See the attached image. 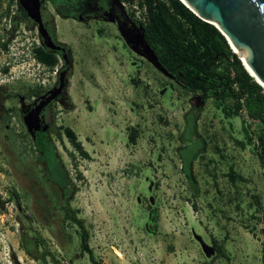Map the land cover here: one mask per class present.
Here are the masks:
<instances>
[{"label":"rangeland","instance_id":"1","mask_svg":"<svg viewBox=\"0 0 264 264\" xmlns=\"http://www.w3.org/2000/svg\"><path fill=\"white\" fill-rule=\"evenodd\" d=\"M121 1L136 23L146 21L138 0ZM19 8L18 0H0V195L7 201L0 211V262L42 264L23 248L29 237L33 254L92 264L19 113L20 97L31 102L51 88L65 62L60 55L49 68L34 58L36 24L19 22L9 32ZM45 18L53 20V34L70 56L66 98L48 111L49 136L77 186L68 201L89 228L102 264H264V167L255 138L261 123L247 107L213 93L198 107L202 92L185 89L133 51L114 23L63 17L48 1ZM33 90L40 93L30 95ZM224 107L238 111L227 115ZM192 115L198 116L197 139L184 141ZM65 127L89 157L75 150ZM200 139L205 149L193 164L194 195L179 148L188 144L190 157ZM203 244L214 252L207 255Z\"/></svg>","mask_w":264,"mask_h":264},{"label":"trees","instance_id":"2","mask_svg":"<svg viewBox=\"0 0 264 264\" xmlns=\"http://www.w3.org/2000/svg\"><path fill=\"white\" fill-rule=\"evenodd\" d=\"M47 1L56 7L58 14L68 17L66 7L70 6V0H42V3L45 4ZM126 1L132 3L136 0ZM138 3L141 8L145 9L147 17L145 22L139 24L144 28L146 39L157 53L160 62L172 77L178 79L185 89L202 92L205 94V98L213 93L219 99L236 101L237 108L245 105L249 116L261 123L255 138L256 152L264 167V87L248 73L240 57L233 52L226 37L216 26L198 17L181 0H138ZM11 22L13 27L12 30H9L11 33L17 29L19 22L35 24L22 7L11 16ZM44 22L46 27L54 33L56 29L53 20L44 17ZM8 45L9 40L1 43L5 51H8ZM32 53L34 58L46 67L54 68L59 64L61 52L43 44L34 46ZM8 69V67H4L3 71L6 73ZM1 93L4 95L3 91ZM39 93L40 90H33L30 95ZM2 105L3 103L0 108H3ZM224 110L227 115L236 114L238 111L233 112L227 107H224ZM9 111V109L4 110V112ZM192 117L191 124L190 117H186V127L192 135L187 134L186 130L183 134L184 141L191 142V138L197 134L195 128L198 116L192 115ZM64 134L75 150L84 157H89V153L84 149L71 127H65ZM131 137L135 141L134 135ZM200 141L201 146L190 157L185 154L188 144L179 148L182 172L188 179L194 195L198 194V185L193 164L199 153L205 149V142L203 139ZM253 141V138L249 137V143H253ZM33 143L36 151L40 153L39 159L45 164L44 174L47 181L58 190L64 218L79 227L81 252L89 255L92 264H102L90 245L89 228L68 201L77 191V186L70 179L63 161L58 155L56 145L49 136V131L37 134ZM71 156L74 157V154L71 153ZM51 163L53 164L52 168L49 167ZM6 203L7 201L3 200L0 195V211L6 210ZM262 233L264 262V227ZM32 247V240L26 237L23 248L32 258L42 259V264H61L54 256L49 260L48 255H51L49 252L42 254L41 257L33 254ZM0 264L2 263L0 262Z\"/></svg>","mask_w":264,"mask_h":264},{"label":"water","instance_id":"3","mask_svg":"<svg viewBox=\"0 0 264 264\" xmlns=\"http://www.w3.org/2000/svg\"><path fill=\"white\" fill-rule=\"evenodd\" d=\"M120 2V0H117ZM191 11H193L201 19L216 26L228 40L233 52L237 54L245 69L250 75L252 72L256 75L255 80L260 84H264V0H181ZM28 17L37 25L38 32L42 38L43 44L53 50H61L63 52V60L65 64L70 66V56L68 51L61 44H57L48 28L45 25L42 16V0H18ZM114 21L113 18H107ZM136 28V26L134 25ZM122 36L128 45L131 46V40L126 32L120 28ZM138 41L142 44L143 50L136 49L135 45L131 48L143 55L156 68L161 70L169 77L172 75L162 65L159 57L151 44L146 40L145 30L143 27L138 29ZM232 44L239 48L241 54L234 49ZM68 70L63 69L59 73L58 86L49 90L41 96V102L27 113L23 120L28 132L32 138L36 137V132L40 130L42 118V109L52 101L58 93L67 88ZM252 71V72H251ZM196 98L199 100L197 106L204 105L205 94L201 93ZM49 128V124H45L43 130ZM204 251L207 255H211L214 249L203 244Z\"/></svg>","mask_w":264,"mask_h":264},{"label":"flooded vegetation","instance_id":"4","mask_svg":"<svg viewBox=\"0 0 264 264\" xmlns=\"http://www.w3.org/2000/svg\"><path fill=\"white\" fill-rule=\"evenodd\" d=\"M50 4H51L52 8L55 11H57L56 7H54V5L51 2H50ZM69 5L70 6L66 7L68 18L69 17L75 18V19H78L80 21H87V20H92V19L100 20L101 19V20H106L108 22L114 23V24H116L119 32H120V28H121L129 36V38L131 40V46L135 45L137 47L136 49L143 50L142 44H140V42L138 41V38H137L138 37V34H137L138 29L142 26L140 24L136 23L128 15V13L125 11L124 4L122 3L121 0H120V2H118L117 0H70ZM42 16H43V20H44L45 4H43V3H42ZM109 17L113 18L114 21H109L107 19ZM134 25L136 26V28L134 27ZM49 32L57 44H61L62 46L65 47V45H63L61 42L57 41L54 34L50 30H49ZM120 34H121V32H120ZM121 36H122V34H121ZM123 39L125 40L124 37H123ZM125 42H126V40H125ZM40 44H43L41 36H40ZM126 44H127V42H126ZM128 46L131 48L130 45H128ZM66 50H68V49L66 48ZM56 51L61 52V56L63 57V52L61 50H56ZM133 51H135V50H133ZM136 53H138V52H136ZM138 54L141 55L140 53H138ZM141 56H143V55H141ZM66 68H70V66L64 63L62 70L66 69ZM172 78H174V77H172ZM58 80H59V76H58L57 81L55 82V84H53V86L51 88L45 90L44 92L40 93L37 96H34L35 98L31 102H26L25 97H22V96L20 97L21 107L19 109V113L22 115L23 118L27 113H29L33 108H35L42 101L41 100L42 95L47 93L49 90L53 89L55 86L59 85ZM65 95H66V89H64L60 93H58L57 96L42 109V112H41L42 122H41L40 130H38L36 132V135L39 133H42V132H48L49 130L52 129V127H54V123L49 122L47 120L48 111L53 106V104L63 103L64 99L66 98ZM45 124H49V128L44 131L43 128H44Z\"/></svg>","mask_w":264,"mask_h":264},{"label":"bare ground","instance_id":"5","mask_svg":"<svg viewBox=\"0 0 264 264\" xmlns=\"http://www.w3.org/2000/svg\"><path fill=\"white\" fill-rule=\"evenodd\" d=\"M232 46L234 47V49H235L236 51H238V52L241 54V51L239 50L238 47H236L235 44H232ZM251 72H252V71H251ZM252 74H253V77L257 79L256 75H255L253 72H252ZM262 86L264 87V84H263ZM117 253H119V252H117Z\"/></svg>","mask_w":264,"mask_h":264}]
</instances>
